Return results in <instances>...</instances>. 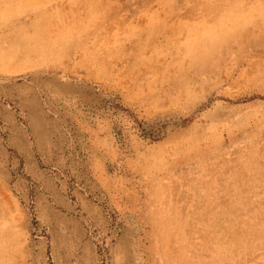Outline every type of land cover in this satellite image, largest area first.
I'll list each match as a JSON object with an SVG mask.
<instances>
[{"label":"rangeland","instance_id":"rangeland-1","mask_svg":"<svg viewBox=\"0 0 264 264\" xmlns=\"http://www.w3.org/2000/svg\"><path fill=\"white\" fill-rule=\"evenodd\" d=\"M0 264H264V0H0Z\"/></svg>","mask_w":264,"mask_h":264},{"label":"bare ground","instance_id":"bare-ground-1","mask_svg":"<svg viewBox=\"0 0 264 264\" xmlns=\"http://www.w3.org/2000/svg\"><path fill=\"white\" fill-rule=\"evenodd\" d=\"M207 253V252H206ZM258 259V258H257Z\"/></svg>","mask_w":264,"mask_h":264}]
</instances>
